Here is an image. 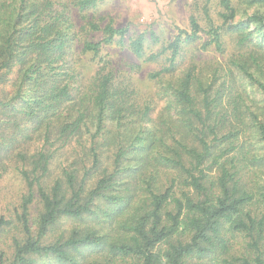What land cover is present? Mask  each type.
Instances as JSON below:
<instances>
[{"label":"trees","instance_id":"16d2710c","mask_svg":"<svg viewBox=\"0 0 264 264\" xmlns=\"http://www.w3.org/2000/svg\"><path fill=\"white\" fill-rule=\"evenodd\" d=\"M24 2L0 8V83L20 63L14 95L0 93V177L13 168L24 186L13 216L0 214V233L15 230L0 264H264V0H246L257 8L237 23L236 2L217 0L218 25L202 27L192 13L189 30L176 26L149 53L145 33L128 37L136 57L162 60L148 73L163 100L155 116L152 98L106 55L85 80L67 61L78 24L65 7L41 15L42 4L22 12ZM94 16L79 28L101 37L81 52L125 43L127 26ZM222 27L238 32L235 49ZM201 32L200 48L225 60L178 64ZM68 145L72 156L52 175Z\"/></svg>","mask_w":264,"mask_h":264},{"label":"rangeland","instance_id":"374dc122","mask_svg":"<svg viewBox=\"0 0 264 264\" xmlns=\"http://www.w3.org/2000/svg\"><path fill=\"white\" fill-rule=\"evenodd\" d=\"M75 1L76 0H49L48 6L44 8L46 0H25L22 12L31 4L42 9V4L43 10L41 15H57L59 13L58 11H60L62 7H65L68 11L66 13L71 16V21L73 20L75 24H78L73 26L76 37L72 44L73 54H70V51L67 53V61L78 64L77 66L80 68L83 79L85 80L95 72L97 59L102 55H106L108 61H112L110 65L115 71L129 77L137 90L145 97L152 98L154 102L153 110L151 111L152 116L157 114V111L163 105V100L155 93L156 87L154 81L149 79L148 73L157 69L159 65H161L162 60H159V62H149L145 61L143 58L136 57L127 47L128 44H126V42L129 39L128 37L141 32L145 33L147 37L145 51L149 53L151 51H156L161 43L172 38L176 33V26L189 30V16L192 13L198 18L202 27H208L209 20L212 21L210 24L213 23L214 25H218L222 20L219 18L217 12L219 9L217 0H211L207 5V8L209 7L207 15H205L201 9V5L204 4L206 0H98L95 6L85 9L83 12L75 7ZM234 1L240 9V12L233 23L246 20L247 15H251L253 10L255 11L257 8V6H247L246 0ZM18 2L19 0H0V8L2 9L3 15L12 8L17 7ZM258 8L260 11L264 12V5H260ZM244 12L246 14H244ZM83 14L90 16L95 15L92 18L95 21H101V25L111 19L116 26H127L128 32L126 34L125 43L119 44L114 42L111 45L105 46L96 55L89 52H81V43L83 40H98L101 37L99 32H91L88 30L84 32L80 30L79 25L82 26L84 24L83 19H81ZM85 26L87 27V24H85ZM151 31L154 32L158 39L157 42H154V40L150 38ZM222 34L225 38L227 51L235 49L238 32L230 29L225 30L222 27ZM207 38L208 36L204 32H201L197 43L189 46L183 52L178 64L184 66L189 62L190 58H193L198 65L206 64L207 60L224 61L225 58L217 54L213 49L202 50L200 48V44ZM254 46L255 44L252 43L250 48ZM19 70L20 63H16L14 66L8 67L1 72L3 78L0 83V93H2L1 89H3L4 92L7 91L14 95L15 89L17 88L16 81H18L19 78ZM244 86L247 92L252 96L253 91L250 88V84L245 82ZM72 148L71 145H68L55 155L54 159L50 162V171L52 175L59 173L61 162L65 159L67 160L69 154L72 156ZM258 173L262 174L264 170L259 169ZM165 178L166 174L163 173L162 180L164 181ZM23 190V182L19 175L13 168H9L7 172L0 177V214L7 217L13 216L14 210L18 208ZM62 222L56 225L57 229H60L59 227H66L69 224L66 219H63ZM70 222L72 223V221ZM9 229L8 227L7 230L0 233V247L5 249L8 248L11 235L15 232L14 229Z\"/></svg>","mask_w":264,"mask_h":264}]
</instances>
